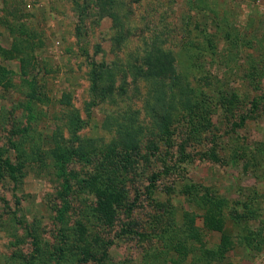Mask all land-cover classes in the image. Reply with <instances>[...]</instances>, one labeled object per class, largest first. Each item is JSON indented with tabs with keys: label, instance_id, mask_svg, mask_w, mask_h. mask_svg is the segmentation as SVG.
Masks as SVG:
<instances>
[{
	"label": "rangeland",
	"instance_id": "rangeland-1",
	"mask_svg": "<svg viewBox=\"0 0 264 264\" xmlns=\"http://www.w3.org/2000/svg\"><path fill=\"white\" fill-rule=\"evenodd\" d=\"M75 1L0 0V264H264V0H125L121 46L95 0H77L82 19ZM151 32L174 53L193 108L162 135L144 110L147 85L119 68L144 129L131 152L102 125L117 108L90 104L87 62L123 64ZM31 82L47 99L28 102ZM64 93L87 143L59 162L55 133L79 143L63 124ZM208 198L223 200L222 230L206 225Z\"/></svg>",
	"mask_w": 264,
	"mask_h": 264
},
{
	"label": "trees",
	"instance_id": "trees-1",
	"mask_svg": "<svg viewBox=\"0 0 264 264\" xmlns=\"http://www.w3.org/2000/svg\"><path fill=\"white\" fill-rule=\"evenodd\" d=\"M125 0H95L97 10H94L95 15L99 18L109 16L112 19V34L110 37L113 45H123L125 43L126 34L130 32L125 28L122 19V10L125 8ZM77 10V15L80 19L87 15V8L83 7L76 0L74 2ZM13 30V29H12ZM128 32V33H127ZM151 36L144 41V47L141 52H130L125 58L121 66L116 61L106 62L89 59L87 76L89 80V93L91 97L90 104L103 103L112 107H116L118 111L106 114L102 125L105 129L113 131L115 139L122 148L128 151L137 150L138 142L144 132L142 125L138 122L136 110H133L129 104L124 101L127 97L126 87L122 84H116V74L119 68H125L124 72L132 76L134 79L139 78L147 85V94L145 95L143 106L145 113L152 119V122L160 129L159 132L163 135L169 134L170 125L173 122L177 111L191 110L193 108V91L187 81L181 76L176 69L175 55L169 50L162 47L160 41V33L151 32ZM112 45V46H113ZM1 49V47H0ZM2 50V49H1ZM20 51H22L20 49ZM25 51V50H24ZM97 51V50H96ZM24 62L22 74L29 71L28 59L21 57ZM120 66V67H119ZM3 71V70H2ZM123 82V81H122ZM27 91L25 96L28 102L44 101L47 99L46 93L38 87L34 82L27 83ZM62 104L66 107L65 118L63 124L70 134L68 138H74L79 141L77 146H73L70 141L64 139L62 133H55L52 138V146L48 150L50 156L59 162H64L72 155H82L83 147L86 145V140H81L78 132L84 127V119L79 114L72 104L67 93L62 95ZM123 103V104H120ZM112 143V144H111ZM113 140L110 142V151L116 154L113 148ZM115 147V146H114ZM125 160H128L126 158ZM126 162V161H125ZM10 170H14V166L7 162ZM110 196L115 198L111 193ZM102 197V201L106 198ZM114 201V202H113ZM115 204V200H111L101 204L100 212L107 216L114 212L111 209V203ZM214 206L215 211L212 215L206 217L207 227L217 230H222L223 221L221 216V206L224 204L222 199L211 200L208 198V205ZM231 217V216H230ZM212 223V224H211ZM189 236L198 235V228L195 227L194 220H191L188 228ZM251 233L247 236L246 244L251 245ZM227 242L224 241L225 246ZM215 250L220 255H223L225 248L217 246ZM215 255V253H214ZM223 257V256H221Z\"/></svg>",
	"mask_w": 264,
	"mask_h": 264
}]
</instances>
